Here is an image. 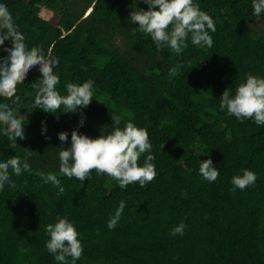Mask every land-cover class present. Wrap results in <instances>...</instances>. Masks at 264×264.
I'll use <instances>...</instances> for the list:
<instances>
[{
  "label": "trees",
  "instance_id": "obj_1",
  "mask_svg": "<svg viewBox=\"0 0 264 264\" xmlns=\"http://www.w3.org/2000/svg\"><path fill=\"white\" fill-rule=\"evenodd\" d=\"M29 47L59 60L57 90L94 81L86 109L55 113L33 109L38 67L18 85L15 110L24 116V140H10L0 125V162L26 150L30 169L11 174L15 188L0 190V264H57L47 251L48 224L74 223L84 245L76 264H264V125L221 111L219 98L247 75L264 77V14L253 16L252 0H195L215 21L211 48L188 47L177 55L157 50L151 37L130 21L133 0H0ZM0 46V57H6ZM175 76L169 69L177 67ZM11 103L0 97V103ZM132 121L147 129L156 178L120 188L95 171L84 182L59 171V151L77 130L97 138ZM84 119L82 127L79 126ZM43 122V123H42ZM46 128V132L43 129ZM43 132V134H42ZM68 133V142L58 134ZM211 159L220 175L209 183L199 174ZM251 170L255 185L233 190L232 177ZM56 174L65 191L44 183ZM44 174V175H42ZM120 221H108L120 202ZM183 222L184 235L170 230Z\"/></svg>",
  "mask_w": 264,
  "mask_h": 264
},
{
  "label": "clouds",
  "instance_id": "obj_2",
  "mask_svg": "<svg viewBox=\"0 0 264 264\" xmlns=\"http://www.w3.org/2000/svg\"><path fill=\"white\" fill-rule=\"evenodd\" d=\"M138 2L147 5V10L134 7L130 12V21L139 25L141 33L151 37L157 50L167 47L179 55L188 47L189 40L193 46H213V38L209 33L216 31L215 21L200 9L195 0H133V4ZM252 10L255 17L264 14V0H252ZM5 41H10L12 46L3 48L7 56L0 57V97L11 101L0 103V125H3L4 136L15 141L25 139V117L17 113L14 106L21 100L17 95L18 85L23 84L27 74L35 66H39L42 79L32 84L35 90L33 109L55 113L63 106L64 113H76L78 109H86L90 105L95 94L94 81L89 79L82 84L67 83V95H61L57 90L60 77L54 71L59 60L46 56L39 46L29 47L7 5L0 3V46ZM178 68L179 65L169 69V75L175 76ZM219 101L221 111L226 110L227 115L241 121L251 119L257 126L264 125V77L247 75L246 80L236 87L234 94L227 88ZM111 119L112 130L105 132L102 129L100 136L95 139L73 130L70 147L59 151V171L69 179L75 177L81 182L95 171L97 175L104 174L113 178L122 189L133 183L144 187L157 175L153 155L148 154L143 165L140 164L141 156L152 150L149 133L132 121L120 127V116H112ZM83 124L84 119L81 118L79 126L82 127ZM43 131L46 132V128ZM58 138L67 143L68 133L61 132ZM31 155L32 151L26 150L23 160L14 156L0 162V190L5 185L15 188L11 174L19 176L28 171L30 164L27 158ZM9 169L12 170L11 174ZM199 174L209 183L215 182L220 175L211 159L200 163ZM256 180L257 175L245 169L242 175L233 176L231 183L233 190L243 191L254 186ZM44 183L57 187L59 194L65 191L54 173L44 175ZM124 208L125 203L121 201L115 215L108 221L109 230L115 229ZM185 227L181 222L170 230V234L183 236ZM46 232L49 235L46 249L57 264H76L83 255L84 245L74 223L67 217H57L56 223L47 225Z\"/></svg>",
  "mask_w": 264,
  "mask_h": 264
},
{
  "label": "rangeland",
  "instance_id": "obj_3",
  "mask_svg": "<svg viewBox=\"0 0 264 264\" xmlns=\"http://www.w3.org/2000/svg\"><path fill=\"white\" fill-rule=\"evenodd\" d=\"M35 67H38L39 68V66H35Z\"/></svg>",
  "mask_w": 264,
  "mask_h": 264
}]
</instances>
